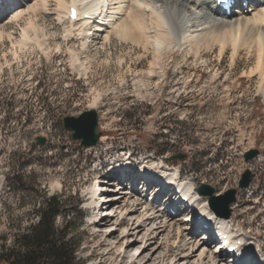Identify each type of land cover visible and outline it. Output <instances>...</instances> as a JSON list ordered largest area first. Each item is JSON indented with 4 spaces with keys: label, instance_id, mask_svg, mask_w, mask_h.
<instances>
[{
    "label": "rangeland",
    "instance_id": "rangeland-1",
    "mask_svg": "<svg viewBox=\"0 0 264 264\" xmlns=\"http://www.w3.org/2000/svg\"><path fill=\"white\" fill-rule=\"evenodd\" d=\"M56 5L53 1V8ZM25 23H0V250L3 244L16 246V235L38 220L34 208L45 195L67 190L81 199V212L76 215L81 262L211 264L208 257L200 259L199 252H194L195 238L189 236V224L183 221L188 212L173 214L171 209L173 224L166 223L158 232L152 231V222L160 216L145 220L132 237L131 247L123 238L125 227H132L146 198L131 215V200H121L118 214L103 223L94 218L98 201L91 190L98 177L110 179L112 189L128 184L144 189L134 185L138 179L132 176L133 172L137 175L135 166L126 181L119 175L120 165H126L131 156L134 165L155 162L161 166L163 162L167 174L177 171L182 182L194 183L196 192L209 184L215 195L238 187L250 170L251 182L239 189L228 220L258 244L255 260L264 264V92L258 89L259 75L250 74L255 54L242 50L233 62L232 49L220 58L217 48L206 52L205 62L190 49L171 47L163 52L161 75L141 87L137 81L142 75H138L150 67L152 52L138 58L136 51L129 50L130 44L123 46L117 39L103 46V36L95 30L87 42L94 67L85 73L72 66L67 51L46 55L34 44H20ZM40 24L54 46L60 44L67 50L69 45L81 44L76 38L70 44L65 42L64 27L55 13L41 14ZM127 62L133 65L132 70ZM7 102L12 105L7 107ZM91 109L99 112L103 133L97 145L84 148L63 128L62 117ZM37 135L48 138L43 146H31ZM251 149L259 150V155L246 161ZM159 150L164 151L162 156L157 154ZM179 152L188 157L172 162L165 159ZM19 160L27 163L18 171ZM14 173L21 176L26 189L18 184L9 188ZM152 181L151 190L162 183L160 179ZM170 193L162 196L169 198ZM198 196L212 211L209 195L198 192ZM156 206L154 210H159ZM63 220L58 217L57 224ZM195 222L189 228H195V236L203 239L204 232L196 229L200 223ZM207 243L212 249L211 242Z\"/></svg>",
    "mask_w": 264,
    "mask_h": 264
},
{
    "label": "bare ground",
    "instance_id": "bare-ground-1",
    "mask_svg": "<svg viewBox=\"0 0 264 264\" xmlns=\"http://www.w3.org/2000/svg\"><path fill=\"white\" fill-rule=\"evenodd\" d=\"M53 1H57L55 8L52 6ZM246 1L247 7L243 5V2L236 9H233L230 15H225L222 9H214L211 0H0V23L6 20L10 22L25 20L26 23L19 40L20 44L26 45V47L29 44H34L46 55L52 54L54 50L60 53L67 51L72 66L85 73L94 67L92 57H89L87 42L95 34V30L103 36V46L112 44L117 39L123 46L124 44H130L129 50L136 51L138 58L144 59L152 52L153 61H151L150 67L146 72L141 71L142 73L138 76H142L138 77V81L136 80L137 85L141 87L161 75L162 66L160 61L163 52L171 47H180L184 51L190 49L195 56L202 60L208 51H215L219 48V57L221 58L230 48L232 49L233 62H236L242 50H247V53H254L256 56V64L250 74L259 75L258 89L264 92V0ZM87 2H95L94 8L88 11L94 18L89 20L83 19L84 10L82 8ZM73 4L78 5L80 12L78 19L75 21L68 20L70 7ZM52 13L57 15V19L64 27L65 42L70 44L74 41L73 38H76L81 42L80 45L77 44L76 46L74 43V46L69 45L65 50L60 44L54 46L50 42L45 26L40 24V20L41 14L47 16ZM94 53L98 55L97 50ZM124 61L125 59L121 57L120 62L123 63ZM130 63L126 66L129 70H132L133 65ZM96 101L97 98L93 101V105ZM160 163L161 166L155 162L142 164V168L139 169L140 174L135 175L138 176V179L134 184L141 185V188H144L142 191L139 187L127 188L121 185L116 186L117 189H112L114 188L113 184L109 183L108 178L106 180L101 179L97 189H103L105 192L102 195L100 194L98 202L95 203L96 207L94 209L98 213L94 218H99V222L103 223L113 215L115 216L118 214L119 207L117 205L121 200H131L133 205L129 213L131 215V213L139 211L137 205L146 198V205L142 213L135 219L131 216L134 219L132 227L129 229L125 227L123 238L128 240L127 247H131L133 245L132 237L144 226L145 220L160 216L152 222V231L154 232L163 229L168 222L173 224L172 217L174 215L171 214V209H176L182 212L181 214L188 212L184 215L185 219L183 221L189 224L187 227L190 230L189 236L192 239L195 238L193 243L195 246L194 252H199L200 259L208 257L211 264H227L224 259L227 254L209 249L206 238L217 230L230 227L231 220L223 215L216 214L213 210L211 211L207 204L199 200L200 195L198 196V192L194 190L193 182H182L177 171L167 174L168 170L163 169V162ZM120 166L122 171L123 168H129V161L128 165L122 164ZM159 168L162 169L156 170ZM153 179H160L162 183L158 186L165 184L166 187H162L159 191H156L155 188L149 189L148 187H151ZM171 184L175 186L176 191L170 193L169 198L164 201L163 205L165 207L155 211L154 206H156L160 197H163L162 194L166 191L167 193L171 192ZM91 191L94 193V190ZM109 191H113L115 194H107L106 192ZM178 193H180V197H177ZM188 194H191L189 201L192 208L184 204V198ZM199 215H203L202 221L197 219ZM189 221L200 223L199 227L202 226L204 221L211 223L210 227L204 232L203 239L195 236L196 230L195 228H189L192 225ZM179 227L177 225L176 229L179 230ZM199 227L196 229L199 230ZM240 240L244 242L243 246H240L235 254L230 255V257L240 254L244 248L250 250L239 259L230 260L232 261L231 264H259L255 260L256 256L253 255L255 246L258 244L253 242V245H251V242L245 236H242ZM212 243L209 245L211 246ZM118 246L123 248L124 242ZM262 262L264 263V259Z\"/></svg>",
    "mask_w": 264,
    "mask_h": 264
},
{
    "label": "trees",
    "instance_id": "trees-1",
    "mask_svg": "<svg viewBox=\"0 0 264 264\" xmlns=\"http://www.w3.org/2000/svg\"><path fill=\"white\" fill-rule=\"evenodd\" d=\"M4 104L7 107L12 105L9 102ZM37 144L35 140L31 142V146ZM163 152L159 150L157 154L162 156ZM26 163L19 160L16 164L17 170ZM20 177L14 173L10 178L12 183L9 188L18 184L20 189H26ZM66 191L43 197L38 207L34 208L38 220L16 235V246L7 247L3 244L0 250V264H86L81 262L78 256L82 241L77 231L76 215L81 212V199L77 193L72 196ZM58 217H64L60 224H57Z\"/></svg>",
    "mask_w": 264,
    "mask_h": 264
},
{
    "label": "water",
    "instance_id": "water-1",
    "mask_svg": "<svg viewBox=\"0 0 264 264\" xmlns=\"http://www.w3.org/2000/svg\"><path fill=\"white\" fill-rule=\"evenodd\" d=\"M62 121L63 128L71 132L72 139L80 142L81 147H92L99 143L103 132L100 130V116L96 109L86 110L79 115H66L62 117ZM47 140L46 136H36V142L39 144H44ZM60 147L64 148L65 145H60ZM258 155L259 150L251 149L247 152L245 159L246 161H250ZM187 157V153L179 152L165 159L172 162L176 159L183 161ZM251 177L252 172L247 170L239 181L238 187L231 188L219 195H215V188L209 184H203L197 191L201 194L209 195L210 206L216 214L229 218L232 215L230 205L237 200L239 189H244L250 184Z\"/></svg>",
    "mask_w": 264,
    "mask_h": 264
}]
</instances>
